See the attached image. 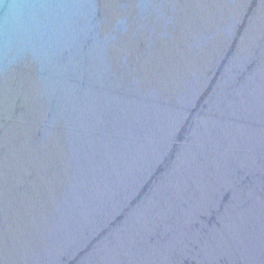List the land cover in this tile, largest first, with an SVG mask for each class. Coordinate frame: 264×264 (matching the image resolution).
I'll use <instances>...</instances> for the list:
<instances>
[{
  "label": "water",
  "instance_id": "95a60500",
  "mask_svg": "<svg viewBox=\"0 0 264 264\" xmlns=\"http://www.w3.org/2000/svg\"><path fill=\"white\" fill-rule=\"evenodd\" d=\"M0 264H264V0H0Z\"/></svg>",
  "mask_w": 264,
  "mask_h": 264
}]
</instances>
